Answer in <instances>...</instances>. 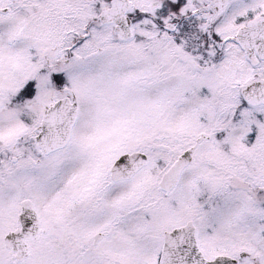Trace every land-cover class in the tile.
Segmentation results:
<instances>
[{
	"label": "snow or ice",
	"instance_id": "snow-or-ice-1",
	"mask_svg": "<svg viewBox=\"0 0 264 264\" xmlns=\"http://www.w3.org/2000/svg\"><path fill=\"white\" fill-rule=\"evenodd\" d=\"M0 264H264V0H0Z\"/></svg>",
	"mask_w": 264,
	"mask_h": 264
}]
</instances>
